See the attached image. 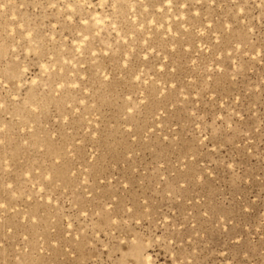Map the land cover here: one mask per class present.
Wrapping results in <instances>:
<instances>
[{"label": "rangeland", "instance_id": "1", "mask_svg": "<svg viewBox=\"0 0 264 264\" xmlns=\"http://www.w3.org/2000/svg\"><path fill=\"white\" fill-rule=\"evenodd\" d=\"M0 264H264V0H0Z\"/></svg>", "mask_w": 264, "mask_h": 264}]
</instances>
